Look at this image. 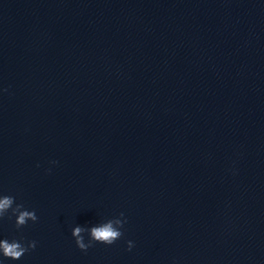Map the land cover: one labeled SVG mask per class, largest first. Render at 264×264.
<instances>
[{
	"label": "water",
	"instance_id": "1",
	"mask_svg": "<svg viewBox=\"0 0 264 264\" xmlns=\"http://www.w3.org/2000/svg\"><path fill=\"white\" fill-rule=\"evenodd\" d=\"M4 195L0 264H264V0H0Z\"/></svg>",
	"mask_w": 264,
	"mask_h": 264
},
{
	"label": "clouds",
	"instance_id": "2",
	"mask_svg": "<svg viewBox=\"0 0 264 264\" xmlns=\"http://www.w3.org/2000/svg\"><path fill=\"white\" fill-rule=\"evenodd\" d=\"M55 163V162H53ZM14 205V197L12 196H0V218L4 217L9 210L11 214L16 217V227L20 228L27 224L29 220L35 222L37 221V216L35 211H29L24 209L22 204ZM123 217V213L119 214ZM126 220L121 223L119 220L115 221V224L119 225V228L114 227L113 222H109L101 227H95L91 229V238L88 244L83 242L81 237L82 229L77 227L72 231V236L75 239L77 247L82 251H87L88 248L92 247L94 243H102L105 245H112L115 241L120 239L123 235L121 229L123 228ZM128 250H131L133 245L132 241H128ZM36 241H29L27 246L23 243L12 240L8 241L7 239L0 240V254L5 258H10L12 260H19L26 252L31 249H35Z\"/></svg>",
	"mask_w": 264,
	"mask_h": 264
}]
</instances>
